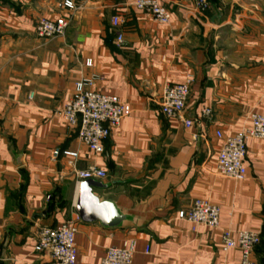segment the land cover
Instances as JSON below:
<instances>
[{
	"label": "crops",
	"instance_id": "0c3cea01",
	"mask_svg": "<svg viewBox=\"0 0 264 264\" xmlns=\"http://www.w3.org/2000/svg\"><path fill=\"white\" fill-rule=\"evenodd\" d=\"M65 1L0 0V264H45L38 230L77 220V173L93 166L111 184L94 192L137 222L109 229L77 220V264H100L126 240L137 242L133 264H241L238 249H223L226 229L259 232L254 259L264 264V139L248 141V174L236 181L216 174L215 135L264 115V0H208L206 11L196 0H162L166 25L136 0ZM42 16L66 19L65 35L39 38ZM91 77L133 108L100 154L59 114L76 82ZM189 77L186 129L162 113L160 98ZM199 198L221 208L219 227L193 230L183 218Z\"/></svg>",
	"mask_w": 264,
	"mask_h": 264
},
{
	"label": "built area",
	"instance_id": "2783aa9c",
	"mask_svg": "<svg viewBox=\"0 0 264 264\" xmlns=\"http://www.w3.org/2000/svg\"><path fill=\"white\" fill-rule=\"evenodd\" d=\"M64 5L73 8L72 1H65ZM201 11L210 8L208 0H196ZM134 7L137 10L148 12L155 22L169 24L172 19L170 9L162 0H136ZM113 24H121L119 17L113 18ZM68 21L62 17L50 19L42 16L36 25V34L41 39H53L65 35ZM119 43L123 42L122 35L118 36ZM92 65L91 60L87 62ZM96 78H83L76 82L74 94L66 102L59 114L67 124L77 129L78 138L94 153L104 151L105 141L111 130L118 127L122 120L132 114L133 108L122 101L118 96L104 93L95 89ZM192 77L185 83L165 85L160 98L162 113L168 118L178 119L186 129L193 127L194 122L185 116L187 97L190 92ZM1 96V93H0ZM203 116L212 115L211 108H205ZM215 135L222 140L216 165L218 176L243 181L248 170L245 164L247 145L250 139H264V115L251 112L248 116V125L235 134H225L217 129ZM195 139H197L195 137ZM64 155L76 158V152L65 151ZM60 151L54 152L58 158ZM78 179L88 178L105 179L107 172L104 169L90 167L78 171ZM221 208L208 199H196L191 208L183 214V218L192 224L193 230L198 226L217 228L220 225ZM77 220L79 217L77 216ZM77 220H69L56 226H44L38 230L36 251L48 255L45 264H77L78 249L76 243ZM223 249L225 251L238 249L241 253V264H258L254 253L261 242V235L253 230L230 229L222 232ZM137 242L126 240L121 246H112L107 249L100 264H133ZM148 251V250H147Z\"/></svg>",
	"mask_w": 264,
	"mask_h": 264
},
{
	"label": "water",
	"instance_id": "95a60500",
	"mask_svg": "<svg viewBox=\"0 0 264 264\" xmlns=\"http://www.w3.org/2000/svg\"><path fill=\"white\" fill-rule=\"evenodd\" d=\"M111 184L88 178L79 182L75 211L79 219L85 223L99 222L109 229L123 227L126 223H136L137 220L126 214L112 201L101 200L94 189H108Z\"/></svg>",
	"mask_w": 264,
	"mask_h": 264
}]
</instances>
